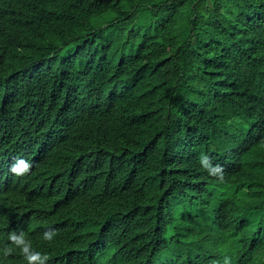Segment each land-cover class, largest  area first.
I'll return each instance as SVG.
<instances>
[{"label":"trees","instance_id":"1","mask_svg":"<svg viewBox=\"0 0 264 264\" xmlns=\"http://www.w3.org/2000/svg\"><path fill=\"white\" fill-rule=\"evenodd\" d=\"M263 128L264 0H0V264H264Z\"/></svg>","mask_w":264,"mask_h":264},{"label":"clouds","instance_id":"2","mask_svg":"<svg viewBox=\"0 0 264 264\" xmlns=\"http://www.w3.org/2000/svg\"><path fill=\"white\" fill-rule=\"evenodd\" d=\"M259 144L264 145V128L262 130V134L259 136ZM18 158H22L23 160H19L16 164H14L11 168V172L17 175H23L25 174L31 165L28 162V157L26 156H19L16 155ZM201 162L202 164L206 167L209 168L208 164V158L207 156H202L201 157ZM232 164V163H231ZM212 174L215 175L220 169L217 167L215 169H211ZM55 233L53 231H46L44 234V238L46 240L51 241L53 239V236ZM9 239L18 247L21 248L22 253L24 254L25 259L28 261V264H46V261L49 259L47 255H42L39 252H33L31 251V244L30 242L26 241L24 238L23 233L20 235H17L15 232L12 233L9 237ZM11 253V249H5V255H8ZM205 264V263H203ZM227 264V261H226Z\"/></svg>","mask_w":264,"mask_h":264},{"label":"bare ground","instance_id":"3","mask_svg":"<svg viewBox=\"0 0 264 264\" xmlns=\"http://www.w3.org/2000/svg\"><path fill=\"white\" fill-rule=\"evenodd\" d=\"M91 53V52H90ZM89 55V54H88ZM90 57V56H89ZM89 57H86V58H89ZM91 171V170H90ZM79 174V173H78ZM82 174H84V172L82 173ZM81 174V175H82ZM89 174H93L94 175V172L92 173V171H91V173L89 172ZM75 175V174H74ZM84 176V175H83ZM89 176H91V175H89ZM96 176V175H95ZM86 177V176H85ZM92 179H94V178H92ZM94 181V180H93ZM89 182V181H88ZM82 183V182H81ZM83 185V184H82ZM88 185V184H87ZM89 186V185H88ZM93 188V187H92ZM84 189V188H83ZM90 191V190H89ZM92 192V191H91Z\"/></svg>","mask_w":264,"mask_h":264},{"label":"rangeland","instance_id":"4","mask_svg":"<svg viewBox=\"0 0 264 264\" xmlns=\"http://www.w3.org/2000/svg\"><path fill=\"white\" fill-rule=\"evenodd\" d=\"M70 52H72V51H70Z\"/></svg>","mask_w":264,"mask_h":264}]
</instances>
